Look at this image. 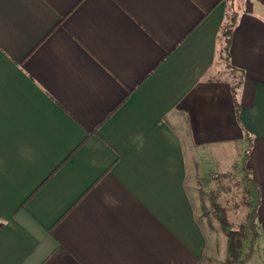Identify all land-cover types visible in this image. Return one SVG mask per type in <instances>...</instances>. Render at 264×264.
I'll return each mask as SVG.
<instances>
[{
	"label": "crops",
	"instance_id": "crops-1",
	"mask_svg": "<svg viewBox=\"0 0 264 264\" xmlns=\"http://www.w3.org/2000/svg\"><path fill=\"white\" fill-rule=\"evenodd\" d=\"M230 146L264 256V0H0V264H206Z\"/></svg>",
	"mask_w": 264,
	"mask_h": 264
},
{
	"label": "rangeland",
	"instance_id": "rangeland-1",
	"mask_svg": "<svg viewBox=\"0 0 264 264\" xmlns=\"http://www.w3.org/2000/svg\"><path fill=\"white\" fill-rule=\"evenodd\" d=\"M242 150L243 148L240 146H230L209 151L208 154L213 158L208 163L207 168L201 170L200 175L203 179H199L200 184L194 187L196 204L199 205V208L201 205L200 203L204 204L208 210V216L211 219V224L206 225L204 222L205 220L201 218L208 239L207 254L209 261H207L206 264H224L227 238L219 224L218 217H222V214H226L228 220L233 223L231 225H234V223H238L244 219L248 208L250 206L252 208V204H254L255 201V192L249 191L248 194H246V192L242 190L244 184H246V182L242 181L244 175L243 171L238 168V166H241L240 163L243 162L244 156L242 154H244V151L242 152ZM227 170L239 183V188L234 191L232 190V193H234L232 197L229 187H232V189L234 188L233 179H226L223 177L224 172ZM193 181L195 184L196 179H193ZM219 185H223L225 188H221ZM251 190H253L252 187ZM213 195H216V197L214 196V198H216L215 203L222 205L225 212H221L220 214L219 211H214L212 207L214 205V203L212 204ZM200 197H202L201 202L199 200ZM246 200H249L248 205H246ZM198 213L201 214V209H198ZM245 264H264V256L258 251L257 241L253 246L250 259Z\"/></svg>",
	"mask_w": 264,
	"mask_h": 264
},
{
	"label": "trees",
	"instance_id": "trees-1",
	"mask_svg": "<svg viewBox=\"0 0 264 264\" xmlns=\"http://www.w3.org/2000/svg\"><path fill=\"white\" fill-rule=\"evenodd\" d=\"M236 19L233 15L230 16L228 22L225 24L222 32H221V41H220V48H219V64L222 67L228 68L229 65V48L231 44V36L232 31L235 26ZM249 173L247 171H244V175L242 178L243 182H246L244 184V187L242 190L248 194V192L252 191L255 192V198L256 199V187L254 182L252 181L251 177L248 175ZM223 177L226 179H233V185L234 188L229 187V190L231 191V197L234 196V193H232V190H236L239 188V183L236 181V178L234 176L232 177L229 172L224 173ZM230 186V185H229ZM221 188L223 185H219ZM251 187L253 190H251ZM242 188V187H241ZM248 189V190H246ZM214 196H212V206L214 211L225 212L222 205L215 203ZM243 198V196H242ZM202 199V197H200ZM244 201V200H243ZM242 201V203H243ZM256 200L254 201V204L248 208L244 219L238 223H234V225H231V223L226 214H222V217L219 218V224L224 231V234L227 238L226 241V256L224 259V264H245L251 257L253 246L255 245L258 236V225H257V219L255 215V207H256ZM249 204V200H246V205ZM204 206V205H203ZM203 214L206 216L208 215V210L206 207H203ZM208 221L211 224L210 217L208 218Z\"/></svg>",
	"mask_w": 264,
	"mask_h": 264
}]
</instances>
